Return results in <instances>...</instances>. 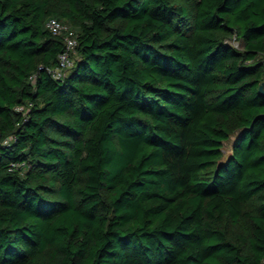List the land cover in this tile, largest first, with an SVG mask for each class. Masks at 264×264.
Segmentation results:
<instances>
[{"label":"trees","instance_id":"1","mask_svg":"<svg viewBox=\"0 0 264 264\" xmlns=\"http://www.w3.org/2000/svg\"><path fill=\"white\" fill-rule=\"evenodd\" d=\"M262 81L264 0H0V264H264Z\"/></svg>","mask_w":264,"mask_h":264},{"label":"built area","instance_id":"2","mask_svg":"<svg viewBox=\"0 0 264 264\" xmlns=\"http://www.w3.org/2000/svg\"><path fill=\"white\" fill-rule=\"evenodd\" d=\"M47 27L55 34H61L64 38V48L58 53V64L50 69L53 77H59L63 75L73 64L75 56V46L77 44V38L74 30L66 22L51 17L47 21ZM232 42L235 46H238L240 41L233 39ZM20 110H26V105H18L16 107Z\"/></svg>","mask_w":264,"mask_h":264},{"label":"rangeland","instance_id":"3","mask_svg":"<svg viewBox=\"0 0 264 264\" xmlns=\"http://www.w3.org/2000/svg\"><path fill=\"white\" fill-rule=\"evenodd\" d=\"M233 41H234V40L232 39L231 42H233ZM238 47H240V43H239ZM75 55H76V54L74 53V56H75ZM233 136H234V135H231V136H230V139H228L227 141H224V146H223V148H224V152H228V151H229V145H230V143H231V141H232Z\"/></svg>","mask_w":264,"mask_h":264},{"label":"water","instance_id":"4","mask_svg":"<svg viewBox=\"0 0 264 264\" xmlns=\"http://www.w3.org/2000/svg\"><path fill=\"white\" fill-rule=\"evenodd\" d=\"M259 91L261 93H264V81H262L261 84L259 85Z\"/></svg>","mask_w":264,"mask_h":264}]
</instances>
